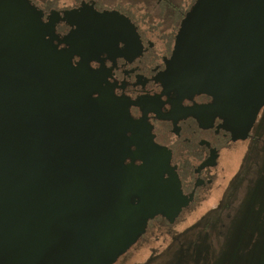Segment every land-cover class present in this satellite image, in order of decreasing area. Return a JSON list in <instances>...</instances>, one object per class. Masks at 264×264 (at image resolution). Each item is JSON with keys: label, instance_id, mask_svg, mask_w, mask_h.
Listing matches in <instances>:
<instances>
[{"label": "water", "instance_id": "1", "mask_svg": "<svg viewBox=\"0 0 264 264\" xmlns=\"http://www.w3.org/2000/svg\"><path fill=\"white\" fill-rule=\"evenodd\" d=\"M49 26L27 0H0V264H115L149 221L178 217L180 183ZM176 66L188 88L239 103L229 130L247 139L264 107V0H201Z\"/></svg>", "mask_w": 264, "mask_h": 264}, {"label": "flooded vegetation", "instance_id": "2", "mask_svg": "<svg viewBox=\"0 0 264 264\" xmlns=\"http://www.w3.org/2000/svg\"><path fill=\"white\" fill-rule=\"evenodd\" d=\"M27 1L41 12V24L50 25L47 37L55 48L74 66H85L101 90L127 106L140 145L156 148V160L168 165L163 179L179 180L185 206L178 217L171 222L157 216L136 243L157 237L161 225L192 223L198 213L229 208L239 191L229 195L231 163L248 149L264 107L249 137L239 139L229 130L239 103L197 93L179 76L185 22L201 0ZM140 202L138 196L131 199L135 206Z\"/></svg>", "mask_w": 264, "mask_h": 264}, {"label": "rangeland", "instance_id": "3", "mask_svg": "<svg viewBox=\"0 0 264 264\" xmlns=\"http://www.w3.org/2000/svg\"><path fill=\"white\" fill-rule=\"evenodd\" d=\"M252 136L231 163L229 195L239 191L229 208L161 225L157 237L133 245L138 255L115 264H264V111Z\"/></svg>", "mask_w": 264, "mask_h": 264}]
</instances>
